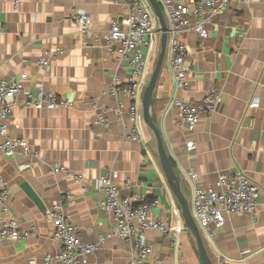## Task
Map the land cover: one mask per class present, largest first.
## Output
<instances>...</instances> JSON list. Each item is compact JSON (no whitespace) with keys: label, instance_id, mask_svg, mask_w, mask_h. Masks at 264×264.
<instances>
[{"label":"crops","instance_id":"1","mask_svg":"<svg viewBox=\"0 0 264 264\" xmlns=\"http://www.w3.org/2000/svg\"><path fill=\"white\" fill-rule=\"evenodd\" d=\"M184 1L195 4L199 0ZM79 11L92 15L95 34L105 33L112 21L128 17L126 0H24L19 10L12 0H0V70L10 79L23 71L29 75L14 108L10 133L26 139L40 153L31 159L20 153H0V180L11 189L9 212L0 209V227L4 219L15 216L22 229H35L27 241L0 239V264H30L33 258L43 264L46 254L60 250L58 241L52 239L51 219L22 189L24 181L46 207L63 202L67 218L88 242L113 226L112 214L101 206L105 195L98 189L100 179L109 172L121 195L142 192L160 201L152 210L153 217L173 225L179 215L183 217L150 130L145 141L136 142L124 136V124L115 112L108 126L97 123L99 107H116L119 101L127 113L130 97L115 98L107 91L116 75L129 74V67L102 43H93L80 33L75 21ZM184 39L186 64L191 68L189 88L177 87L167 52L154 91L153 116L190 204L194 186L218 189L222 172L242 171L260 187L256 214H227L207 247L215 264H264V0H233L220 11L207 37L192 31ZM57 47L63 51L50 57V69L39 68L38 58ZM36 83L69 99L73 106L38 110L22 105L27 93L37 91ZM213 87L222 91L223 104L216 113L202 115L195 132L197 149L188 156L186 132L170 100L198 101ZM80 98L87 103L80 104ZM92 99L98 109L90 104ZM254 100L257 106L251 108ZM3 139L0 134V143ZM60 166L65 172L50 173ZM189 166L199 175L194 183L183 176ZM128 179L130 188L126 187ZM147 240L155 264H204L190 230L178 241L150 230ZM129 259L126 241L114 237L91 255L88 264H127Z\"/></svg>","mask_w":264,"mask_h":264},{"label":"built area","instance_id":"2","mask_svg":"<svg viewBox=\"0 0 264 264\" xmlns=\"http://www.w3.org/2000/svg\"><path fill=\"white\" fill-rule=\"evenodd\" d=\"M24 0H12L14 9L19 10ZM128 17L122 21L114 20L105 33L95 34L92 31L93 17L85 11L75 15V21L83 36L90 37L93 43H102L111 55L117 54L120 63L126 62L129 74L125 77L116 75L107 93L117 98L124 94L131 99V105L125 113L122 103L118 101L116 107L111 105L99 107L97 123L108 126L110 115L115 112L124 124V136L136 142H143L147 137V126L143 117V99L149 83L151 72L160 47V23L149 0H126ZM168 23L167 52L170 64L179 89L189 88L188 73L191 68L186 64L188 45L184 39L189 32L195 31L200 37H207L210 28L215 24L222 9L229 7L233 0H199L195 4L184 0H159ZM61 48L45 51L37 60L39 68L48 71L51 67L50 57L62 52ZM29 75L23 71L19 77L8 78L0 70V153L4 156H15L18 153L26 158L39 157V151L32 148L24 138L13 137L10 133L14 108L24 90ZM36 92L27 93L21 101L26 107L38 110L70 108L73 106L69 99L58 96L51 90L45 89L42 83H36ZM224 95L216 87L210 89L206 95L198 100H187L172 97L170 105L179 111L178 124L186 132L185 150L191 156L197 149L195 132L203 114L216 113L223 104ZM86 104L85 98L78 100ZM257 100L250 103V107L257 106ZM93 108L98 109L95 99L90 101ZM65 172V167H53L51 174ZM111 172L104 175L98 184V189L105 195L102 208L112 214L113 226L95 241H85L79 234V227L66 216L63 202L46 207L44 214L51 219L54 230L52 239L58 241L60 250L48 253L43 264H88L92 254L102 245L114 237H118L128 244L130 259L127 264H155L151 259V246L147 240V232L155 230L167 237L178 241L186 231L183 217L179 215V222L171 224L164 218L152 216V210L160 205L158 199L150 198L142 192L131 195H121L114 183ZM183 176L187 181L195 182L199 175L192 167L183 169ZM76 178L81 179L77 175ZM218 189L195 185L192 193L191 210L197 221L206 244L214 242V231L224 225L226 215L232 213L256 214L259 206L260 187L252 182L242 171L222 172L217 183ZM132 185L131 179L126 187ZM72 199V195L68 197ZM11 189L3 179L0 180V209L9 212ZM34 226L26 230L20 227L15 216L4 219L0 227V239L5 241H27L34 234ZM188 230V229H187ZM30 264H37L35 258Z\"/></svg>","mask_w":264,"mask_h":264},{"label":"water","instance_id":"3","mask_svg":"<svg viewBox=\"0 0 264 264\" xmlns=\"http://www.w3.org/2000/svg\"><path fill=\"white\" fill-rule=\"evenodd\" d=\"M153 6V9L156 13L158 21L160 23V32H161V40L160 47L157 54V58L152 68L151 76L149 83L146 87L143 99V117L146 123L147 128L152 133L155 143H156V151L164 171V174L167 178V181L173 191L175 197L177 198L181 209L182 216L186 225V228L190 230V232L194 235L197 249L200 255L201 260L204 264H215L210 257L207 244L203 238L201 230L197 221L195 220L189 199L185 196L182 190L181 179L177 174L176 168L172 164L170 155L167 151L164 138L162 132L160 131L156 121L154 119L152 113V103L154 98V91L162 71L166 53H167V45H168V23L166 16L163 12L162 6L159 0H149ZM22 189L27 193V195L38 205V207L42 210L46 209V205L43 203L42 199L36 192V190L26 181H24L21 185Z\"/></svg>","mask_w":264,"mask_h":264},{"label":"trees","instance_id":"4","mask_svg":"<svg viewBox=\"0 0 264 264\" xmlns=\"http://www.w3.org/2000/svg\"><path fill=\"white\" fill-rule=\"evenodd\" d=\"M155 119V118H154ZM171 158V161H172V164L174 165V167L176 166V164H175V161L172 159V157H170Z\"/></svg>","mask_w":264,"mask_h":264}]
</instances>
